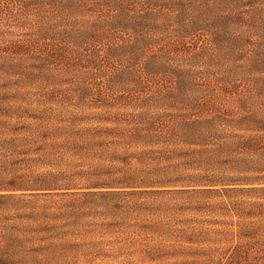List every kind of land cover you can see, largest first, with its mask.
<instances>
[{
	"label": "rangeland",
	"instance_id": "374dc122",
	"mask_svg": "<svg viewBox=\"0 0 264 264\" xmlns=\"http://www.w3.org/2000/svg\"><path fill=\"white\" fill-rule=\"evenodd\" d=\"M108 109L161 114L179 148L193 147L180 127L207 135L214 126L212 135L253 124L254 114L264 120V0H0V186L14 189L0 194L38 193L36 176L48 169L35 160L30 135L20 141L24 131L15 127L34 125L39 111L44 123L84 126L83 114L97 120ZM69 152L76 159L60 162L79 165L82 184L85 162ZM15 204H0L3 264L196 260L189 253L149 258L162 239L147 224L160 209L129 210L124 219L81 216L69 232L79 251L53 252L32 233L11 250L8 239L31 223Z\"/></svg>",
	"mask_w": 264,
	"mask_h": 264
},
{
	"label": "trees",
	"instance_id": "16d2710c",
	"mask_svg": "<svg viewBox=\"0 0 264 264\" xmlns=\"http://www.w3.org/2000/svg\"><path fill=\"white\" fill-rule=\"evenodd\" d=\"M37 113L38 122L14 131H24L20 141L30 135L35 160L48 168L36 176L38 193L0 194V204L16 202L25 221L37 224L19 228L9 249L32 233L53 252L79 251V237L69 232L81 216L124 219L129 210L160 209L147 224L162 239L159 249L148 250L150 259L189 253L194 264H264V120L257 115L253 124L235 122L212 135L214 126L207 135L180 127L193 147L179 148L172 147L176 130L163 129L157 112L108 109L97 120L83 114L84 126L44 123ZM69 151L85 162L82 184L79 165L60 162L73 156ZM9 187L0 186V193L14 190Z\"/></svg>",
	"mask_w": 264,
	"mask_h": 264
}]
</instances>
